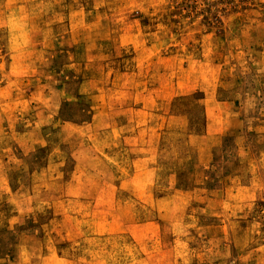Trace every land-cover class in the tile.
<instances>
[{"label": "rangeland", "instance_id": "obj_1", "mask_svg": "<svg viewBox=\"0 0 264 264\" xmlns=\"http://www.w3.org/2000/svg\"><path fill=\"white\" fill-rule=\"evenodd\" d=\"M175 1L0 0V264H264V0Z\"/></svg>", "mask_w": 264, "mask_h": 264}, {"label": "crops", "instance_id": "obj_2", "mask_svg": "<svg viewBox=\"0 0 264 264\" xmlns=\"http://www.w3.org/2000/svg\"><path fill=\"white\" fill-rule=\"evenodd\" d=\"M136 94H137L138 97L136 98V95H134L135 97L133 99H134L135 103H139V104H137L134 107V112H136V118L134 117L133 119H134V124L135 123L139 124L138 120L141 118V115L142 116L151 115V110H152V108H154L153 107V103L155 104V102L157 101V97L155 95L156 94L155 86L154 85L151 86L149 84H146L145 88H143V90H141V91H138ZM111 127H114V125H108L107 129L111 128ZM152 127L153 126H150L148 131L152 132ZM136 129H138V131L141 133V128H136ZM145 129H148V128L146 127ZM114 134H120V132H118V128L115 130ZM138 140H140V138ZM149 140H150V137L148 138V141ZM134 141L139 142L136 139H134ZM144 142H146V141H143V142L141 141L142 144H144ZM95 149H96L95 144L91 145V147L89 149H87L88 151H90L89 153H91V156H90V165L91 166H96L97 164L101 163L102 160H103V159H101L100 155H98V153H96ZM98 149L100 151V146H98ZM101 150H102V148H101ZM101 153H102V151H101ZM96 155H98V156H96ZM99 157H100V159H99ZM143 158H144L143 155H139V156H137V160L136 161H138L140 163ZM148 167H150V165H148ZM101 179H102V186H101V189H100L99 193H97L95 195V197H100L102 199H106V204L107 205L106 206H102V208H101L102 213H107V214L116 213L117 211H119V210H116V208L119 205L115 206L116 202H117V198L116 197L118 196L119 190H117V191L116 190H111L110 186L113 187V186L117 185L116 183H120L121 181L118 182L116 177L114 176V174L113 175H108V176L104 174L101 177ZM128 192L130 193V197L131 196H133V197H141L142 194H144V195L146 194L147 195V193L149 195V190H148V192L147 191H141V190L128 191ZM112 206H114V207H112ZM111 220H113V218Z\"/></svg>", "mask_w": 264, "mask_h": 264}, {"label": "trees", "instance_id": "obj_3", "mask_svg": "<svg viewBox=\"0 0 264 264\" xmlns=\"http://www.w3.org/2000/svg\"><path fill=\"white\" fill-rule=\"evenodd\" d=\"M246 0H176L175 12H184L187 17L203 16V21L209 26L222 28L223 16L237 10L239 4ZM243 4V3H242ZM241 8H246L241 5Z\"/></svg>", "mask_w": 264, "mask_h": 264}]
</instances>
